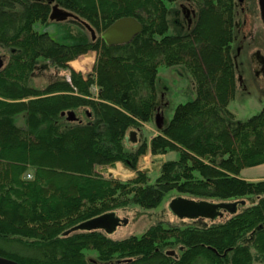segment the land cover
Masks as SVG:
<instances>
[{
	"label": "trees",
	"instance_id": "trees-1",
	"mask_svg": "<svg viewBox=\"0 0 264 264\" xmlns=\"http://www.w3.org/2000/svg\"><path fill=\"white\" fill-rule=\"evenodd\" d=\"M176 1L53 0L97 34L66 45L33 28L49 20V0H0V50L9 53L0 68V257L17 264H264V180L240 177L264 164V106L245 121L228 110L236 93L237 0H185L197 10L195 22L174 36L166 4ZM122 17L135 18L142 32L126 44H105L99 35ZM89 52L96 53L91 73L69 69ZM40 59L69 69V78L32 87ZM161 65L184 67L195 98L131 152L129 132L157 112ZM68 111L75 121L61 115ZM148 152L178 154L161 163L153 183L137 166ZM115 162L135 176L120 181L96 172ZM171 191L234 208L183 228L157 223L140 237L63 236L130 203L156 208Z\"/></svg>",
	"mask_w": 264,
	"mask_h": 264
},
{
	"label": "rangeland",
	"instance_id": "rangeland-1",
	"mask_svg": "<svg viewBox=\"0 0 264 264\" xmlns=\"http://www.w3.org/2000/svg\"><path fill=\"white\" fill-rule=\"evenodd\" d=\"M49 1L52 6L54 4L53 0ZM166 5L168 8V35L179 36L187 34L189 27L184 22L181 9L184 8L190 12L191 24L193 25L197 13L196 8L185 0L167 3ZM235 13L236 23L232 42V56L236 72V93L234 99L228 105V110L234 114L236 121H245L251 116L258 114L264 106V22L261 16L259 0H237ZM33 28L38 33H47L54 41L66 45L86 43L91 39L89 31L72 20L36 22ZM4 55L9 56V53L0 50V57ZM88 58H90V65L85 70L80 71L73 68L71 66L72 61L68 63L69 69L80 72L85 76L88 75L92 72L96 53L89 52L73 60L82 61ZM69 69H57L40 59L31 77V86L42 90L53 81L68 79ZM155 86L159 105L157 112L163 117V125L169 123L175 108L179 104L187 103L195 98L194 83L182 66H159ZM131 131L136 133V142L130 143L128 141L129 143L126 144V149L131 152L141 145L142 142H149L153 136L158 134L154 118L152 121L144 123L140 129H132ZM171 153L175 154V159L178 157L177 153ZM172 154H168L166 159H171ZM154 156L156 155L148 152L141 156L137 163L139 170L148 172L151 183L158 176V167L162 161V157ZM96 172L105 178H114L120 181L129 180L131 176L135 175V172L131 171L122 162H115L107 166H97ZM177 197L195 199L187 194L171 191L165 195L160 205L156 208L145 209L137 204L130 203L127 206L116 209L114 211L116 216L121 220H127V223L119 225L116 231L108 236L113 240H120L130 236L140 237L149 227L157 223L180 228L198 223L193 221V219L179 218L169 210V203ZM210 201L218 202L219 200L211 199ZM173 251L177 252V247ZM85 252L88 257H94L93 251Z\"/></svg>",
	"mask_w": 264,
	"mask_h": 264
},
{
	"label": "water",
	"instance_id": "water-1",
	"mask_svg": "<svg viewBox=\"0 0 264 264\" xmlns=\"http://www.w3.org/2000/svg\"><path fill=\"white\" fill-rule=\"evenodd\" d=\"M261 16L264 22V0H259ZM50 21H66L73 20L79 22L86 30L89 31L91 39L94 40L97 37L96 32L85 22L81 21L72 12L61 8L58 4L54 3L51 6V12L49 15ZM142 32V25L133 17H122L110 24L101 34L99 38L109 46L126 44L131 42L137 35ZM4 59L0 57V68L3 66ZM158 110V109H157ZM62 116H66L68 121H75L76 116L73 111L62 112ZM154 121L157 128H162L163 117L157 114L154 117ZM129 140L136 142V133L134 131L129 132ZM169 210L179 218L195 219L198 217L208 218L215 220L223 215L222 209L230 210L234 208V204H224L206 200H195L189 198L177 197L174 198L168 206ZM127 220L119 219L114 211L101 214L91 219L85 220L71 227L63 233V236L69 235L73 232L83 231H102L107 235L113 234L117 227L121 224H126ZM169 253H173L170 251ZM0 264H17L16 262L0 257Z\"/></svg>",
	"mask_w": 264,
	"mask_h": 264
},
{
	"label": "crops",
	"instance_id": "crops-1",
	"mask_svg": "<svg viewBox=\"0 0 264 264\" xmlns=\"http://www.w3.org/2000/svg\"><path fill=\"white\" fill-rule=\"evenodd\" d=\"M168 154H172V153L169 152V153H166L163 155H156L154 157H158V158L162 157L161 163H163L167 160L175 159L174 153L172 154V157H170L171 159H166ZM161 163H160V165H161ZM160 165H159V167H160ZM159 167H158V170H159ZM133 176H135V175H133ZM133 176H131V178H133ZM240 177L246 181H252V182L264 180V164L241 170Z\"/></svg>",
	"mask_w": 264,
	"mask_h": 264
},
{
	"label": "bare ground",
	"instance_id": "bare-ground-1",
	"mask_svg": "<svg viewBox=\"0 0 264 264\" xmlns=\"http://www.w3.org/2000/svg\"><path fill=\"white\" fill-rule=\"evenodd\" d=\"M89 60L90 58L84 59L82 61H72L71 66L75 68L76 70L82 71V70H85V68L90 65Z\"/></svg>",
	"mask_w": 264,
	"mask_h": 264
},
{
	"label": "flooded vegetation",
	"instance_id": "flooded-vegetation-1",
	"mask_svg": "<svg viewBox=\"0 0 264 264\" xmlns=\"http://www.w3.org/2000/svg\"><path fill=\"white\" fill-rule=\"evenodd\" d=\"M182 8V7H181ZM181 12L183 14V17H184V21L187 22V26L190 27L192 24V19H191V15H190V12L187 10V9H184L182 8L181 9ZM264 70V69H263Z\"/></svg>",
	"mask_w": 264,
	"mask_h": 264
}]
</instances>
